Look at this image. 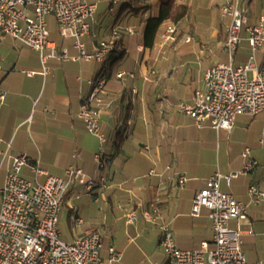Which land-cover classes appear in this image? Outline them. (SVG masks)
<instances>
[{
    "label": "crops",
    "instance_id": "1",
    "mask_svg": "<svg viewBox=\"0 0 264 264\" xmlns=\"http://www.w3.org/2000/svg\"><path fill=\"white\" fill-rule=\"evenodd\" d=\"M87 1L96 4V11L82 41L87 54H94L101 42L107 44L111 50L102 61L50 59L42 64L38 53L18 40L0 41V188L9 156L26 154L31 164L55 177L70 166L80 167L96 186L91 192L76 185L67 191L58 214L61 240L72 243L97 232L106 264L110 247L120 254L111 264H165L160 226L170 227L181 250L199 249L204 242L211 248L208 211L192 216L191 202L214 174L239 172L252 159L257 162L252 172L229 185L222 180L220 189L247 207L240 224L241 248L247 261L264 263V199L252 204L248 196L250 187L264 192V114L237 116L226 132L208 123L199 128L177 109L203 90L207 69L230 60L225 49L230 18L221 14L224 0ZM169 1L185 6L187 13L177 23L161 25L147 46L146 23ZM237 4L248 9L249 25L264 18V0ZM171 26L175 33L166 40ZM49 34L58 50L66 49L71 58L77 55L73 42L61 38L57 28ZM249 55L242 41L234 65L245 64ZM263 62L264 46L255 53L256 66ZM118 72L123 76L118 78ZM100 75L107 81L98 106L105 137V163L99 170L93 155L101 144L75 115L86 80ZM245 150L248 157L242 155ZM181 173L188 180L179 187L175 179ZM21 174L44 181L30 167ZM145 212L153 219H146ZM228 226L235 228L236 221Z\"/></svg>",
    "mask_w": 264,
    "mask_h": 264
},
{
    "label": "built area",
    "instance_id": "2",
    "mask_svg": "<svg viewBox=\"0 0 264 264\" xmlns=\"http://www.w3.org/2000/svg\"><path fill=\"white\" fill-rule=\"evenodd\" d=\"M110 2L115 4L117 0ZM95 11L96 4L87 0H0V41L7 37L18 40L37 52L42 64L50 59L102 61L110 53V47L101 42L94 54H87L82 41L90 31L89 21ZM221 14L230 18L225 43L230 60L207 69L203 77V90L195 91L192 102H181L177 109L190 117L199 128L208 123L216 131L229 132L237 116L264 114V62L260 66L255 64V53L264 46V18L261 17L257 24L249 25L248 9L239 7L237 0H224ZM49 16L55 19L60 37L73 42L77 50L75 57L71 58L66 49L58 50L57 43L50 38L47 25ZM243 30L245 37L241 36ZM174 33L175 28L168 27L163 38L172 39ZM242 41L247 42L250 55L245 64L236 66L233 57ZM46 72L44 68L43 74ZM116 76L120 78L123 73L118 72ZM106 81L105 75L86 80L87 91L75 115L83 122L87 133L96 137L101 144L93 155L99 170L105 163L102 147L105 137L98 106ZM3 98L4 94H1L0 101ZM260 143L263 145L264 139ZM242 155L248 157L249 151L245 150ZM9 161L0 188V264H106L101 256L102 242L97 232H90L68 243L61 240L58 228V214L67 191L76 185L91 192L96 181L77 166L67 168L61 177L51 176L37 164H31L26 154L9 156ZM256 165L255 160L247 159L239 172L228 175L216 173L195 194L191 214L197 217L202 209L208 211L211 248L204 242L199 249L181 250L174 242L170 227L160 226V245L165 264H264L261 261H247L241 248L240 224L246 220L247 207L220 189L222 180L229 185L233 178L247 175ZM24 167H30L44 181L23 177L21 172ZM187 180V176L181 173L175 182L181 187ZM248 196L250 203L258 204L264 199V192L250 187ZM144 216L148 220L153 219L149 212H145ZM133 219V216L129 218L130 221ZM230 220L236 221L235 228L228 226ZM119 259L120 254L110 247L107 264Z\"/></svg>",
    "mask_w": 264,
    "mask_h": 264
},
{
    "label": "trees",
    "instance_id": "3",
    "mask_svg": "<svg viewBox=\"0 0 264 264\" xmlns=\"http://www.w3.org/2000/svg\"><path fill=\"white\" fill-rule=\"evenodd\" d=\"M187 8L183 5H176L172 1L162 5L158 16L150 18L145 27V44L152 45L153 37L156 35L159 27L163 24L177 23L185 17Z\"/></svg>",
    "mask_w": 264,
    "mask_h": 264
},
{
    "label": "rangeland",
    "instance_id": "4",
    "mask_svg": "<svg viewBox=\"0 0 264 264\" xmlns=\"http://www.w3.org/2000/svg\"><path fill=\"white\" fill-rule=\"evenodd\" d=\"M47 23H48V29L52 32V34H55V28H56L55 19L52 16H49L47 18Z\"/></svg>",
    "mask_w": 264,
    "mask_h": 264
}]
</instances>
